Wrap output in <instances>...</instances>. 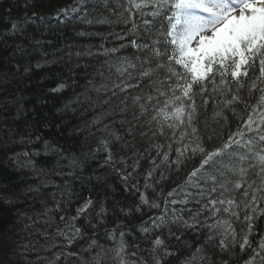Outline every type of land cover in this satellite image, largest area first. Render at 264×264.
<instances>
[{
	"label": "trees",
	"instance_id": "16d2710c",
	"mask_svg": "<svg viewBox=\"0 0 264 264\" xmlns=\"http://www.w3.org/2000/svg\"><path fill=\"white\" fill-rule=\"evenodd\" d=\"M74 2L0 0V264H81L90 258L85 249L92 238L106 247L112 246L105 236L111 230L125 233L129 251L135 250L143 264H153L151 241L157 235L172 253L163 256L162 264H185L198 248L203 259L193 260V264H244L249 250L241 252L237 245L232 251H221L214 241H209L207 228L166 224L148 233L141 231L151 225L150 217L160 215L165 198L161 193L184 185L202 157L186 153L179 165H161L148 181L155 191L143 187L147 172L153 168L152 160L157 164L160 161L151 145L165 143L163 137L142 135L149 132L148 126L142 119L134 121L132 110L121 113L116 98L111 106H92L84 99L85 95L93 101L105 99L95 92H86L89 81L99 83L96 72L105 60L95 53L101 45L112 48L126 43L115 38L124 26L115 22L90 25L83 23L77 13L60 12ZM94 5L96 0H88L90 15H108L102 6ZM12 24H23V29L13 31ZM82 32L86 35H80ZM89 49L94 55L83 54ZM134 51L126 47L116 55L131 56ZM62 83L66 87L52 91ZM106 109L109 114L104 123L111 124L127 142L110 145L113 155L127 163L124 174L133 175L127 183L120 172L125 165L118 159L109 166L105 163L107 154L96 151L101 136L96 129L100 125L91 122ZM216 109L217 105L209 100L198 111V133L208 150L235 131L239 122L238 116L228 109L224 110L227 123L222 118L214 120ZM236 111L244 114L242 106H237ZM137 158L139 164L133 172L131 165ZM175 159L173 150L170 161ZM131 184H136L149 202L160 204L161 209L141 206L137 211L140 192ZM88 199L93 201L88 214L77 216V210ZM101 207L105 213L97 216ZM187 207L197 206L190 203ZM188 215L183 214L185 220ZM67 224H75L84 234L70 247L59 234ZM261 236L264 216L255 221L249 237L253 247ZM70 252L78 256L68 255Z\"/></svg>",
	"mask_w": 264,
	"mask_h": 264
},
{
	"label": "snow or ice",
	"instance_id": "6c2138e0",
	"mask_svg": "<svg viewBox=\"0 0 264 264\" xmlns=\"http://www.w3.org/2000/svg\"><path fill=\"white\" fill-rule=\"evenodd\" d=\"M98 6L108 15H90L88 0H75L60 12L77 13L83 23L90 25L115 22L124 26L115 38L126 43L112 48L101 45L95 53L105 60L96 72L99 83L89 81L86 92L105 99L93 101L87 95L84 99L92 106H111L116 98L121 113L132 110L133 120L142 119L148 126L149 132L142 135L163 137L165 143L151 145L160 161L157 164L152 160L153 168L147 172L143 187L153 188L148 181L161 165H179L186 153L202 157L184 185L161 193L165 197L162 209L160 204L150 203L136 184L130 185L140 192L137 211L141 206L161 209L160 215L149 218L151 225L141 231L148 233L166 224L207 228L209 241H214L221 251H232L238 245L241 252L250 251L244 264H264V236L255 247L249 239L255 221L264 216V0H96L93 7ZM11 28L21 31L23 24H12ZM126 47L135 50L131 56L116 55ZM83 54L94 55L90 49ZM64 87L62 83L52 91ZM209 100L217 105L214 120L222 118L227 123L225 109L239 118L235 131L211 150L204 146L197 128L198 111ZM237 106H242L243 115L237 113ZM108 114L106 109L91 122L100 125L96 129L101 133L96 151L107 154L105 163L109 166L118 159L125 165L120 172L127 183L133 175L124 174L126 161L115 157L110 147L114 142H127L111 124L104 123ZM173 150L176 159L170 161ZM138 164L139 158L131 165L133 172ZM190 203L197 207L188 208ZM92 205L88 199L77 210V216L88 214ZM185 212L189 214L187 220ZM104 213L101 207L97 216ZM205 213V218L200 219ZM59 234L69 247L84 238L75 224L65 225ZM105 236L112 246L92 238L85 249L90 258L81 264H143L135 250L129 251L123 231H106ZM151 245L153 264H162L163 256L172 255L159 235ZM68 255L78 256L75 252ZM196 259H203L199 248L185 264H193Z\"/></svg>",
	"mask_w": 264,
	"mask_h": 264
},
{
	"label": "rangeland",
	"instance_id": "374dc122",
	"mask_svg": "<svg viewBox=\"0 0 264 264\" xmlns=\"http://www.w3.org/2000/svg\"><path fill=\"white\" fill-rule=\"evenodd\" d=\"M2 231H3V228H2V225H0V234L2 233Z\"/></svg>",
	"mask_w": 264,
	"mask_h": 264
},
{
	"label": "bare ground",
	"instance_id": "6f19581e",
	"mask_svg": "<svg viewBox=\"0 0 264 264\" xmlns=\"http://www.w3.org/2000/svg\"><path fill=\"white\" fill-rule=\"evenodd\" d=\"M26 11H27V9H26Z\"/></svg>",
	"mask_w": 264,
	"mask_h": 264
}]
</instances>
